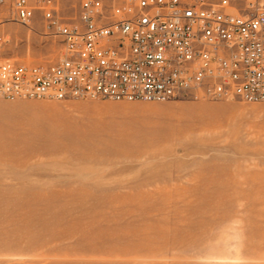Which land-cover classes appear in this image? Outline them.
Segmentation results:
<instances>
[{
    "label": "rangeland",
    "instance_id": "1",
    "mask_svg": "<svg viewBox=\"0 0 264 264\" xmlns=\"http://www.w3.org/2000/svg\"><path fill=\"white\" fill-rule=\"evenodd\" d=\"M8 12L0 58L55 61ZM0 264H264V103L0 100Z\"/></svg>",
    "mask_w": 264,
    "mask_h": 264
},
{
    "label": "built area",
    "instance_id": "2",
    "mask_svg": "<svg viewBox=\"0 0 264 264\" xmlns=\"http://www.w3.org/2000/svg\"><path fill=\"white\" fill-rule=\"evenodd\" d=\"M11 21L41 15L53 62L0 58V100L264 103V0H0ZM0 35V51L8 44Z\"/></svg>",
    "mask_w": 264,
    "mask_h": 264
}]
</instances>
